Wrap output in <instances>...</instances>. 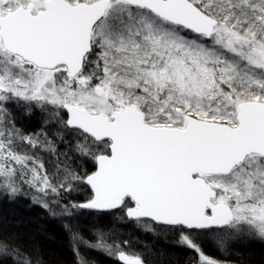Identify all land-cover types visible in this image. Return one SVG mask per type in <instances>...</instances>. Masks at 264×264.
<instances>
[{
    "label": "snow or ice",
    "instance_id": "obj_1",
    "mask_svg": "<svg viewBox=\"0 0 264 264\" xmlns=\"http://www.w3.org/2000/svg\"><path fill=\"white\" fill-rule=\"evenodd\" d=\"M21 197L74 264H152L117 222L186 264L264 242V0H0V198ZM0 264L43 260L0 231Z\"/></svg>",
    "mask_w": 264,
    "mask_h": 264
},
{
    "label": "trees",
    "instance_id": "obj_2",
    "mask_svg": "<svg viewBox=\"0 0 264 264\" xmlns=\"http://www.w3.org/2000/svg\"><path fill=\"white\" fill-rule=\"evenodd\" d=\"M81 219L86 228L83 217ZM63 222L61 217L50 215L29 198L21 197L11 202L0 198V231L18 234L26 246L37 248L43 264H74L72 243ZM135 226L132 222H117L121 240L130 242L120 245L126 254L147 251L152 264H186V252L174 247L167 234L143 233ZM206 250L210 255L229 263L264 264V244L258 242H235L227 253H218L211 245ZM89 255L95 264H122L116 257L104 252H91Z\"/></svg>",
    "mask_w": 264,
    "mask_h": 264
},
{
    "label": "rangeland",
    "instance_id": "obj_3",
    "mask_svg": "<svg viewBox=\"0 0 264 264\" xmlns=\"http://www.w3.org/2000/svg\"><path fill=\"white\" fill-rule=\"evenodd\" d=\"M135 228L138 230V228L140 229V231H142L143 233L144 232H147V233H151V232H149L148 230H147V228L144 226V225H139V226H135ZM242 241V240H241ZM243 241H247L248 243H253V242H255V243H260V244H264V242H261V241H259V240H243ZM245 243V242H244ZM229 264H237V263H234V262H232V263H229Z\"/></svg>",
    "mask_w": 264,
    "mask_h": 264
},
{
    "label": "water",
    "instance_id": "obj_4",
    "mask_svg": "<svg viewBox=\"0 0 264 264\" xmlns=\"http://www.w3.org/2000/svg\"><path fill=\"white\" fill-rule=\"evenodd\" d=\"M122 263V262H121Z\"/></svg>",
    "mask_w": 264,
    "mask_h": 264
}]
</instances>
